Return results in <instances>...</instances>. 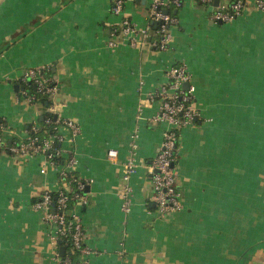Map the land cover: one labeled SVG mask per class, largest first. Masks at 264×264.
Wrapping results in <instances>:
<instances>
[{
    "label": "crops",
    "instance_id": "1",
    "mask_svg": "<svg viewBox=\"0 0 264 264\" xmlns=\"http://www.w3.org/2000/svg\"><path fill=\"white\" fill-rule=\"evenodd\" d=\"M256 2L216 22L215 2L183 0L169 48L156 50L121 29L123 18L140 31L149 26L147 0H125L121 14L111 0H0L6 138H26L44 114L14 85L24 86L30 68L47 67L58 86L55 112L79 127L60 131L64 156L73 152V171L90 187L88 203L75 206L84 243L96 251L86 264H264V9ZM174 63L190 71L201 119L181 132L182 208L161 216L151 165L169 124L153 120L160 105L151 96ZM131 156L136 171L127 181ZM60 168L43 154L0 148V264H57V227L34 202L60 188Z\"/></svg>",
    "mask_w": 264,
    "mask_h": 264
},
{
    "label": "built area",
    "instance_id": "2",
    "mask_svg": "<svg viewBox=\"0 0 264 264\" xmlns=\"http://www.w3.org/2000/svg\"><path fill=\"white\" fill-rule=\"evenodd\" d=\"M112 12L114 14H121L124 8L125 0H111ZM148 1V20L149 26L144 30H139L129 18L122 20V32L130 38L131 41L136 42V36L141 33L144 41H146L152 48L156 50H165L169 48V43L172 40L171 26L177 24L178 18L171 14V6L181 7L180 0H147ZM204 3L212 4L213 0H202ZM256 5L259 9H264V0H257ZM244 0H236L229 5H218L213 11L212 18L216 22H225L235 19L240 15L244 9ZM168 10V12H165ZM155 23L156 29L152 26ZM154 35H160L159 40L151 39ZM110 45H114L111 41ZM47 67L30 68L26 71L23 77V82L33 80L39 89H46L47 92L53 94L58 90L56 81L51 77L45 75ZM167 82L159 87L151 96L153 100L159 102L158 114L153 119L154 121H166L169 127L163 132V139L161 148L152 161L151 173L154 188L153 200L156 204L158 213L163 216L170 211L180 210L182 208L181 193L177 188V171L176 161L178 158L180 138L182 130L191 124H194L201 119V113L196 105V86L191 82V74L186 64L174 63L166 69ZM185 83L189 87L184 86ZM26 98L30 102H37L34 96L26 93ZM52 113L55 112L54 104L48 108ZM62 119V118H61ZM50 122V120H48ZM33 130L39 128V123L34 122ZM62 128H69L74 134L79 132L78 125L67 119H62V123L57 127V133L49 139L38 143L37 136L32 137L29 135L24 139H18L14 136L7 140L6 133L10 129L3 117L0 116V148L7 149L12 154H20L23 156H31L36 154H43L53 166H60L58 176H65L73 170L75 164V157L73 152L67 157L64 156V134L60 131ZM12 134V132H11ZM58 140L60 147L55 148L53 141ZM136 145H133L132 153H134ZM61 156L67 160L65 166L59 165L53 161L54 156ZM109 156H116V150H109ZM136 171V164L134 157L127 162V170L125 172V180L129 181L132 174ZM60 181V178H59ZM60 188L56 190L57 206L54 207L53 199L50 194L51 191H45L39 200L34 202L37 209L46 211V218L48 221L53 222L56 227V234L54 235L57 243L55 258L57 264H72L70 257L64 258L60 254L58 240L60 237L70 235L75 249L81 251L79 257L80 264H86V257L91 253H96L84 243V232L80 214L75 210L77 204L86 205L88 203L87 193L76 194L78 203L74 206L73 210H67L69 202L68 192L72 191L68 182H60ZM87 185L80 183L79 189L86 190ZM131 187L127 183L124 192V209L129 211L131 206ZM68 214V216H67ZM69 215L70 218H69Z\"/></svg>",
    "mask_w": 264,
    "mask_h": 264
},
{
    "label": "trees",
    "instance_id": "3",
    "mask_svg": "<svg viewBox=\"0 0 264 264\" xmlns=\"http://www.w3.org/2000/svg\"><path fill=\"white\" fill-rule=\"evenodd\" d=\"M180 2L182 6L183 0H180ZM200 2L202 4H209V3L202 2V0H200ZM214 2L215 0H213L212 4H214ZM180 8L181 7L171 6L170 8L171 14L178 18V10ZM152 26L155 29L157 27L155 23H153ZM160 38H161L160 35H154L151 37V39H155V40H159ZM45 75L48 77H51L50 69L45 70ZM24 86H25L24 91L27 94L34 96L37 102L39 101L45 106V112L42 115L41 119H39L38 121L39 128H37L36 130H33V126H35L34 122L29 123L27 126V129L30 132L31 136L32 137L37 136L39 138L38 143H41L44 140L49 139L51 136L56 135L57 127L59 124L62 123V119L58 115V113H52L48 110V108L52 106L53 101L50 98L51 94L47 92L46 89H39L38 85L33 80H28L27 82L24 83ZM48 120H50V122H48ZM60 145L61 144L60 142H58V140L53 141V146L55 148H59ZM53 161L63 166H65L67 163V160L65 158H62L61 156H57V155L54 156ZM59 178H60V182H63V181L68 182L70 187L72 188V191L68 192L70 199H69L68 206H67V210L71 211L73 210L74 206L78 203L77 198H72V197H75L76 194H85V189H82V190L79 189V184L82 183V184H85L86 186L88 185V182L86 180L81 179L79 176H77L75 171L73 170L65 176L59 175ZM50 194L53 199L54 207H56L57 206L56 200H57L58 193L56 191H51ZM37 200H39V198ZM70 216L71 215H69V218ZM58 246H59V250L60 248L65 247L64 258L70 257L72 264H80L79 257L81 255V251L79 249L74 248V244L72 242V238L70 235L60 237L58 240Z\"/></svg>",
    "mask_w": 264,
    "mask_h": 264
},
{
    "label": "water",
    "instance_id": "4",
    "mask_svg": "<svg viewBox=\"0 0 264 264\" xmlns=\"http://www.w3.org/2000/svg\"><path fill=\"white\" fill-rule=\"evenodd\" d=\"M142 2L145 3L146 0H142ZM215 5L216 6L219 5L218 1H215ZM165 12H168V10H165ZM184 86L186 88H188L189 87V84L188 83H185ZM14 87H15L16 91L23 90L25 88V86H21L20 83L15 84ZM89 188H90L89 185H87L86 190H85V193H87L89 191ZM60 254L62 256H64V254H65V247L60 248Z\"/></svg>",
    "mask_w": 264,
    "mask_h": 264
}]
</instances>
